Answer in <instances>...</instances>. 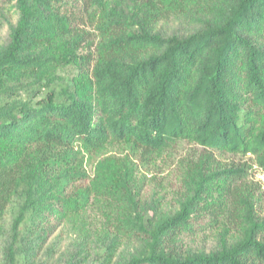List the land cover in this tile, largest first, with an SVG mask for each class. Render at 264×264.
I'll use <instances>...</instances> for the list:
<instances>
[{
  "label": "trees",
  "instance_id": "16d2710c",
  "mask_svg": "<svg viewBox=\"0 0 264 264\" xmlns=\"http://www.w3.org/2000/svg\"><path fill=\"white\" fill-rule=\"evenodd\" d=\"M1 27L0 264H264L260 187L222 160L264 175V0H0ZM66 64L71 90L14 99ZM108 144L200 155L144 203L126 160L87 173Z\"/></svg>",
  "mask_w": 264,
  "mask_h": 264
},
{
  "label": "rangeland",
  "instance_id": "374dc122",
  "mask_svg": "<svg viewBox=\"0 0 264 264\" xmlns=\"http://www.w3.org/2000/svg\"><path fill=\"white\" fill-rule=\"evenodd\" d=\"M88 32V40L85 46L87 50L93 52L97 39L91 30ZM4 34L5 31L1 27L0 39L4 37ZM78 75L79 72L73 65L66 64L54 67L44 75L40 86L31 87L29 85L31 81H26V83L18 86L14 99L36 105L51 97L52 93L57 96L58 93L64 90H71L72 82L78 79ZM5 101L6 98L0 97V104ZM84 154L85 169L91 177L94 174L95 165L102 160L114 161L117 164H121L122 160H126L129 164L135 165L137 167L136 174L142 188V201L144 203L150 201L152 194L155 199L163 195L165 196L163 204H165V202L170 200V194H173L178 188V175L181 172V164L187 157L196 159L200 155V149L185 144L184 146H176L166 153L155 155L152 159L147 160L139 151L130 148L127 144H108L101 152L90 154L84 151ZM239 159L229 156L222 158L227 163L243 161L242 163L247 164L251 168L249 180L260 187L262 207L264 208V175L248 158ZM88 216L89 218L85 219L79 218V221L82 223L84 220H89V227L94 228L95 234L98 235L100 230L106 226V220L103 218L104 213L93 209L89 211ZM85 224H88V222ZM72 228V231H75L77 224L73 225ZM68 243V241H64L65 245Z\"/></svg>",
  "mask_w": 264,
  "mask_h": 264
}]
</instances>
